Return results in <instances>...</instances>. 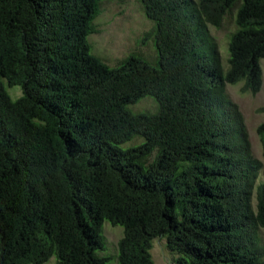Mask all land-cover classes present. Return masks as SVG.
Masks as SVG:
<instances>
[{
    "label": "trees",
    "instance_id": "obj_1",
    "mask_svg": "<svg viewBox=\"0 0 264 264\" xmlns=\"http://www.w3.org/2000/svg\"><path fill=\"white\" fill-rule=\"evenodd\" d=\"M100 1L0 0V264H107L106 219L119 264H154L155 237L175 264H264L262 164L226 90L262 87L264 0H141L158 60L117 66L90 52ZM233 10L225 70L208 25Z\"/></svg>",
    "mask_w": 264,
    "mask_h": 264
},
{
    "label": "rangeland",
    "instance_id": "obj_2",
    "mask_svg": "<svg viewBox=\"0 0 264 264\" xmlns=\"http://www.w3.org/2000/svg\"><path fill=\"white\" fill-rule=\"evenodd\" d=\"M234 10L224 19L222 28L208 25L211 37L218 43L221 65L228 69V43L236 29ZM93 23L96 30L88 35L90 52L99 57L109 66L119 65L130 54H137L145 59L155 62L158 60V51L154 38L149 34L154 27V20L150 19L144 11L141 0H101L100 9ZM206 34L208 35L207 31ZM262 72V87L256 92H243V82L227 84L228 96L236 102L243 114L252 154L261 160L262 168L260 180L264 182V153L257 133L258 125L264 120V113L260 110L264 106V57L260 60ZM6 89L13 100L22 96L19 85H8L4 80ZM133 112H150L158 110V104L153 96H145L139 101L129 105ZM136 138L122 144L127 148L143 141ZM101 233L104 238V248L96 249L99 256L107 258V264H119V241L124 235V226L113 224L106 219L103 222ZM264 243V229H262ZM151 254L154 264H175L177 253L167 246L166 238L155 237L152 240ZM41 264H57L55 254Z\"/></svg>",
    "mask_w": 264,
    "mask_h": 264
},
{
    "label": "clouds",
    "instance_id": "obj_3",
    "mask_svg": "<svg viewBox=\"0 0 264 264\" xmlns=\"http://www.w3.org/2000/svg\"><path fill=\"white\" fill-rule=\"evenodd\" d=\"M263 83V82H262Z\"/></svg>",
    "mask_w": 264,
    "mask_h": 264
}]
</instances>
